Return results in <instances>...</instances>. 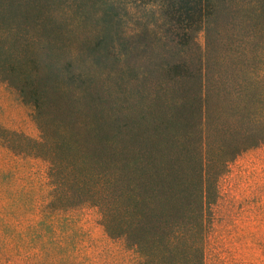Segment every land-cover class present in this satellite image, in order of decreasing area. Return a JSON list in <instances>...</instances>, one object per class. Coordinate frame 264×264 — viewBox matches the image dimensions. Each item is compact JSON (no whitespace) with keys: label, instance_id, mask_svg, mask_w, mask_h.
<instances>
[{"label":"rangeland","instance_id":"obj_1","mask_svg":"<svg viewBox=\"0 0 264 264\" xmlns=\"http://www.w3.org/2000/svg\"><path fill=\"white\" fill-rule=\"evenodd\" d=\"M141 180L181 214L158 263L264 264V0H0V264H150L108 210Z\"/></svg>","mask_w":264,"mask_h":264},{"label":"trees","instance_id":"obj_2","mask_svg":"<svg viewBox=\"0 0 264 264\" xmlns=\"http://www.w3.org/2000/svg\"><path fill=\"white\" fill-rule=\"evenodd\" d=\"M49 5V3H48ZM52 5V2H51ZM105 9L109 12V6L104 4ZM191 21V20H189ZM177 35V34H176ZM111 41V36L109 33L105 34H97L93 38H85L83 40H79L78 44L81 46H87L92 52L96 51L98 53V49L102 47H107L108 44ZM96 55V54H95ZM97 56V55H96ZM146 97H149L148 94H146ZM153 99L151 100L152 103H155L160 100V94H154L152 96ZM160 103V102H159ZM160 105V104H159ZM158 108V106L156 107ZM146 109L145 112L141 115H131L126 116L122 121H120L117 124L115 135L117 136V140L121 141L123 146H126L128 142H135L140 139V131L142 129V125L144 122H148L149 118H153L155 116V111L157 109ZM201 110L199 105H195L192 107V109H188L189 115L191 114L192 117H194L192 112H196V110ZM186 110H183L176 118L175 124L176 127L183 131L185 130L186 126H189L191 123V120H189V116ZM157 119V118H156ZM155 119V120H156ZM152 128L156 131L158 129V126L152 125ZM165 141L170 145L172 142L169 140V137L165 135ZM151 151L149 152L150 158L147 160L146 165L138 166L136 173L140 174H157V170L159 169V163L157 158L160 157V152H158L156 145L149 144ZM111 146L105 142L101 141L95 148L94 151L91 153V156H100L105 153H110ZM136 177H134L135 179ZM128 180L130 181V177L128 176ZM144 180L140 181V184H135L133 190H135L133 193H126L123 198L120 199L117 198L115 201V204L111 205L109 207V211H111L110 217L117 219V221H127V224H129L127 227L128 234L131 238V240H134V242L137 243L138 249L146 255V250L149 251L151 256H147V261L150 264H161L164 263L163 260H161L158 263V257L159 253L164 252H156L154 249L158 248L156 247V244L158 242H161L164 244L166 239V234L173 231V227L169 228V225L166 227L164 224H168L169 220L173 221L176 220L177 217L181 214H178L176 210L174 209L175 205H170L168 209L163 208L161 205L160 195L158 192V187L153 186L155 184V181H151L149 184H144ZM80 198V195H75L71 198H67L66 205H71ZM63 203V202H62ZM128 215V216H127ZM118 224L113 222L110 224V227L115 228ZM119 227V226H118ZM118 229V228H117ZM121 229V228H120ZM200 229V228H199ZM154 236V239H157V243H153V239L151 236ZM179 234H175V237ZM181 240H186L182 238ZM185 242L178 243L177 248L172 252L175 253L177 257H179L181 254H184V251L180 249L181 245ZM154 245V246H153ZM152 247L154 248L152 250ZM171 252V251H170ZM202 252H203V243L201 242V245L195 247V255L196 258L200 257L202 258ZM171 253V255H172ZM165 254L162 255V259L166 260ZM201 261V260H200ZM201 264L203 262L201 261Z\"/></svg>","mask_w":264,"mask_h":264}]
</instances>
